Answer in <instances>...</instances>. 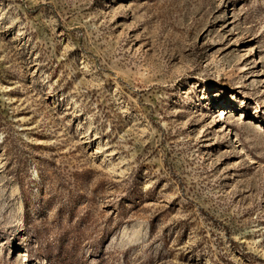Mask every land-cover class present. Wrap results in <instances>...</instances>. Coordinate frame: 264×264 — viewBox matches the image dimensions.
I'll return each instance as SVG.
<instances>
[{"label": "rangeland", "instance_id": "374dc122", "mask_svg": "<svg viewBox=\"0 0 264 264\" xmlns=\"http://www.w3.org/2000/svg\"><path fill=\"white\" fill-rule=\"evenodd\" d=\"M0 264H264V0H0Z\"/></svg>", "mask_w": 264, "mask_h": 264}]
</instances>
